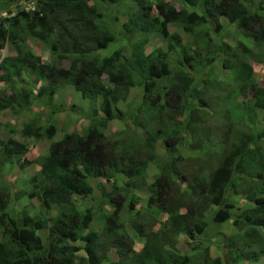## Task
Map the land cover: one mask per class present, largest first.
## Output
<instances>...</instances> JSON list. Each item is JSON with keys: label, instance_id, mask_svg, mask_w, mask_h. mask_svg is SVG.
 <instances>
[{"label": "trees", "instance_id": "1", "mask_svg": "<svg viewBox=\"0 0 264 264\" xmlns=\"http://www.w3.org/2000/svg\"><path fill=\"white\" fill-rule=\"evenodd\" d=\"M22 1L34 6L0 18V51L11 45L18 54L12 63H0V81L7 85L0 91V112H21L69 82L89 102V124L57 141L54 124L40 127L32 121L24 127L23 134L37 142L51 140L27 196L56 214L44 218L14 206L11 185L3 179L0 264H195V259L196 264H259L264 258V127L257 129L249 113L264 112V82L255 78L254 68L264 62H250L249 47L231 46L224 29L236 27L264 44V0H182L181 8L167 0ZM119 12L128 16L121 32L102 23L106 18L117 23ZM172 25L197 37L192 50L178 49L183 38L171 32ZM158 36L168 42L167 49L148 48ZM123 38L125 45L104 53ZM32 39L46 43L52 64L30 49ZM222 56L223 68L242 62L237 77L242 91L232 89L227 98L233 104L242 96L244 112L239 125L231 123L217 138L210 127L197 132L205 115H213L206 88ZM26 68L35 74L36 87L18 85ZM135 87L142 89L141 102L137 108L127 103L125 112L120 105ZM121 121L123 131L109 137L110 125ZM24 152V145L12 143L3 154L10 160ZM151 165L158 172L142 206L138 192L148 184ZM234 195L249 202L237 216ZM74 198L90 204L80 209ZM233 218L237 233L225 235L213 254V242L200 240L221 234L212 226L223 228ZM186 244L195 255L181 251Z\"/></svg>", "mask_w": 264, "mask_h": 264}, {"label": "rangeland", "instance_id": "2", "mask_svg": "<svg viewBox=\"0 0 264 264\" xmlns=\"http://www.w3.org/2000/svg\"><path fill=\"white\" fill-rule=\"evenodd\" d=\"M17 1L18 0H0L1 19L13 17L19 11H21V9H25L28 11L34 6V3H29L22 0L19 2ZM152 1L154 2L155 0ZM167 1L173 2L177 6V8L182 7V0ZM103 12L107 13L108 11L104 10ZM116 17H118L119 19L117 23H114L113 20H109L108 18L103 19L102 23L105 25H116L118 31L121 32L122 24L128 19V16L125 13L119 12L116 14ZM170 29L171 32L180 34L183 38V44H181L178 49H182L181 46H184V48H188L191 50L192 48H194V42L195 39H197L196 36L186 34L183 31L182 26L180 25H172ZM199 29L201 28L198 27L197 30L200 31ZM224 33H226L227 35L224 40L227 43L231 44V46H237L240 43H244L249 47L250 52L248 53V57L250 58V62L259 59L264 62V44H257L254 39L244 36L239 29L233 26H225ZM212 37L215 43L220 42V39L216 35H213ZM124 38L117 44L112 45L104 53L111 54L116 48L126 43ZM29 47L33 52L41 56L45 63L52 64V56L46 43L40 42L36 39H32L29 41ZM156 47L167 49L168 42L163 37H155L148 45V48L154 49ZM17 55L18 54L16 50L11 45H6V47L2 51H0V63H2L1 61L3 59L7 60L8 63H12ZM174 58L177 59V56L174 55ZM223 60L224 57L222 56L219 62L215 64L214 72L210 76V83L206 88L207 97H209V100L212 102L211 110L213 112V115L208 117L205 115V122L200 123L199 127L202 129H199L197 132L201 133L203 128L210 127V133H213L215 136H217V138H221L224 133L227 132L231 123H233L234 125H239L242 121L241 118L244 112L242 96L238 95V101L234 100L233 104H229V99L227 98L232 89L239 88L241 90L240 81L237 77L242 66V62L234 60L229 63V66L227 68H223ZM65 66H68L67 61L65 62ZM254 68L256 71L255 78L259 81L260 84H263L264 64L254 63ZM2 72L3 71L0 70V75ZM202 75L203 71H200L198 74V78L202 77ZM16 80L18 81L19 86L28 85L29 87H36V85L39 84L38 80L35 77V74L32 72V70L27 68L23 72V77ZM44 82L46 83V81ZM44 82H42L41 85H43ZM6 87V83L0 81V91L5 89ZM9 92L10 91H8L6 94L9 95ZM141 95L142 89L140 90L137 87L133 88L130 92L128 101L125 103H121V109L127 112V103H131L137 108V105H139L141 102ZM217 96L220 100H225V102H220V100L217 99ZM42 99L43 102H40L36 99L33 100L32 104L28 108L18 113H14L11 110L0 112V187L4 185L2 180H7V183L9 182L11 185V195L13 198L14 206L21 208L27 207V210L31 214L48 218L56 214V209L54 208L50 212H45L42 208V203L39 198L36 197L31 199L27 196V194L32 190L30 181L34 177V175L37 174V170L39 169V167L37 166V162L43 155L47 153L51 140L45 139L41 142H37L34 139L25 136L22 131L29 122L34 121L40 127H47L50 124L56 125L58 127V134L54 138V141L61 139L63 134L67 132L82 133L85 127L89 124V120L87 118V115L89 113V102L87 100H83L80 94L76 91L74 85L70 84L69 82L63 84L53 97L45 95ZM229 107L232 109V111L226 112ZM254 113L255 112L253 110H251L249 113L250 118L252 117V122L257 129L263 128L264 112L262 110H259L256 115H254ZM125 121L115 122L111 124L107 131V135L109 137H114L115 135L116 137H118L120 135L119 133H121L125 128ZM12 143L24 145L26 152L16 153V155L12 159L8 160L7 157H5L3 154L4 146ZM158 144V151L162 153V149L160 147L165 148L164 141H160ZM15 151H17V149ZM185 153L187 156L191 155V152L186 150V148ZM31 160L34 161L33 164H31ZM157 172V168L151 165L148 173L145 176L144 180L147 181L148 184L138 192L144 200L142 206L146 205L150 193L149 183L153 181L154 175ZM21 192H23L25 196L20 199L17 197V195L21 194ZM232 200L236 203L237 206V209L235 210L236 212L234 213L235 216L240 213L241 209L246 208L249 205V202L247 200L237 195L232 196ZM74 203L80 209H85L90 204L89 201H83L81 198H74ZM233 222L234 218L231 219L228 224H225L223 228L220 226V228H218V226H212L213 232H217L220 230L222 232V235H220V237H216V235L211 233L210 235L203 237V240H200V242L202 243L203 241L205 245H208L209 241H212L213 245H215L217 248L216 244L221 242L218 241L219 238H222V240L224 241L225 235H232L237 233V227L234 226ZM94 227L95 229H97L96 224ZM182 243H184V240H182ZM78 245L83 244L78 243ZM182 249L189 254L195 255V250H193L192 247L188 244L182 245ZM110 254L115 257L117 256V253L114 250H111ZM262 261L263 260L257 261V263H261ZM194 262L196 264V259ZM245 263L252 264L254 263V261L250 260V263L241 262L240 264ZM262 264H264V262H262Z\"/></svg>", "mask_w": 264, "mask_h": 264}, {"label": "crops", "instance_id": "3", "mask_svg": "<svg viewBox=\"0 0 264 264\" xmlns=\"http://www.w3.org/2000/svg\"><path fill=\"white\" fill-rule=\"evenodd\" d=\"M256 1H258V0H256ZM177 7V6H176ZM179 8V7H178ZM198 13H202V11H200L199 9H197L196 10ZM223 21H224V19H223ZM225 225V224H224ZM223 225V226H224ZM237 229V228H236ZM237 232V231H236ZM220 235H222V234H218V235H216V237H220ZM216 239V238H215ZM182 240H183V238L181 237V242H182ZM221 244H223V240H222V238H219V240H218ZM136 245H137V247H140L141 246V242H137L136 243ZM211 252L214 254V253H216V250H217V248H216V246L215 245H213V244H211ZM182 252H185L184 250H181ZM218 252V251H217ZM263 261L262 262H264V258L262 259ZM262 262L261 263H259V264H262Z\"/></svg>", "mask_w": 264, "mask_h": 264}]
</instances>
